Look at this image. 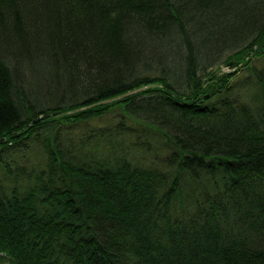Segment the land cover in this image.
<instances>
[{
  "label": "trees",
  "instance_id": "1",
  "mask_svg": "<svg viewBox=\"0 0 264 264\" xmlns=\"http://www.w3.org/2000/svg\"><path fill=\"white\" fill-rule=\"evenodd\" d=\"M0 264H264V0H0Z\"/></svg>",
  "mask_w": 264,
  "mask_h": 264
},
{
  "label": "rangeland",
  "instance_id": "2",
  "mask_svg": "<svg viewBox=\"0 0 264 264\" xmlns=\"http://www.w3.org/2000/svg\"><path fill=\"white\" fill-rule=\"evenodd\" d=\"M240 65H242V63H241V64H238L237 67L232 68L231 65H228V64H222L221 66L216 67L214 70H215V72L219 75V74H223V73H225V72L234 71L235 69L240 68ZM216 73H215V74H216ZM240 73H241V72H240ZM144 87H145V86H144ZM146 87H147V86H146Z\"/></svg>",
  "mask_w": 264,
  "mask_h": 264
},
{
  "label": "water",
  "instance_id": "3",
  "mask_svg": "<svg viewBox=\"0 0 264 264\" xmlns=\"http://www.w3.org/2000/svg\"><path fill=\"white\" fill-rule=\"evenodd\" d=\"M261 50H263L262 47H261ZM45 118H47V115H42V116L39 117L38 120L45 119ZM38 120H36L35 123H36Z\"/></svg>",
  "mask_w": 264,
  "mask_h": 264
}]
</instances>
